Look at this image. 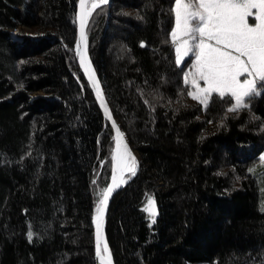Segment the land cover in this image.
I'll return each mask as SVG.
<instances>
[{"label": "trees", "instance_id": "16d2710c", "mask_svg": "<svg viewBox=\"0 0 264 264\" xmlns=\"http://www.w3.org/2000/svg\"><path fill=\"white\" fill-rule=\"evenodd\" d=\"M76 7L0 0V264H96L93 216L113 133L76 62ZM173 8L109 0L86 27L138 161L106 217L113 262L264 264V92L239 112L216 93L207 108L187 96Z\"/></svg>", "mask_w": 264, "mask_h": 264}, {"label": "snow or ice", "instance_id": "6c2138e0", "mask_svg": "<svg viewBox=\"0 0 264 264\" xmlns=\"http://www.w3.org/2000/svg\"><path fill=\"white\" fill-rule=\"evenodd\" d=\"M108 2L79 0V39L75 47L79 62L116 132L112 182L98 194L95 206V244L100 264H113L112 250L104 233L109 198L115 188L126 182L124 174L134 176L138 168L124 133L106 105L88 54L86 26L89 17L96 8ZM173 11L175 23L170 35L175 46V63L180 65L185 63V57L194 56L190 70L183 74L184 84L191 86L186 95L205 108L213 93L227 98L229 112L249 108L250 98L264 92V0H174ZM184 91L182 89V94ZM260 159L264 161V153ZM146 211L155 224L158 215L155 198H149ZM27 235L31 240L37 233L30 228Z\"/></svg>", "mask_w": 264, "mask_h": 264}, {"label": "water", "instance_id": "95a60500", "mask_svg": "<svg viewBox=\"0 0 264 264\" xmlns=\"http://www.w3.org/2000/svg\"><path fill=\"white\" fill-rule=\"evenodd\" d=\"M78 14H79V0H77V7H76V36H75V47H76V41L79 39V20H78ZM86 27H87V26H86ZM74 51H75V49H74ZM75 58H76L77 65H78V67H79V69H80V71H81V73H82L84 79L86 80V82H87V84H88V86H89V88H90V90H91L93 96L95 97V99H96V101H97V103H98V105H99V107H100V109H101V111H102V113H103L105 119L107 120V122L109 123V125H110V127H111V129H112V133H113V147H112V154H113V152H114V150H115V143H116V141H115V137H116L115 129L112 127V122H111V120L108 119V117L106 116L105 111H104V106H102V104H101V102H100V99H99V97H98L97 94H96V90L92 87L91 81L88 80L87 73L84 72L83 66H82V65L80 64V62H79V57H78L76 51H75ZM92 67H93V66H92ZM95 75H96V74H95ZM96 77H97V76H96ZM97 79H98V78H97ZM98 81H99V80H98ZM99 83H100V81H99ZM100 86H101V89L103 90V95H104L105 100H106V105H107V107L110 109L113 118L117 121V125L119 126V128L121 129V131L124 133V140L127 142L128 146H129V148H130V150L132 151V149H131V147H130V145H129V142H128V140H127V137H126V135H125V132L123 131L121 125L119 124L118 120L115 118V116H114V114H113V112H112V109H111V106H110V104H109L108 98H107V96H106V94H105V91H104V89H103L101 83H100ZM132 153H133V151H132ZM112 154H111V169H110V176H109L108 183H107L106 187H107L108 185H110L111 182H112V181H111V177H112V173H113ZM133 155H134V153H133ZM123 185H124V183H121L117 188H115L114 191L112 192L110 198H109L108 208H107V211H106V214H105V222H106V217H107V214H108V211H109V208H110L111 202H112V200H113L115 194H116V193H117V192L123 187ZM94 216H95V213H94ZM94 216H93V246H94V254H95V263H96V264H100L99 258H98L97 255H96ZM104 233H105V224H104ZM113 264H114V262H113Z\"/></svg>", "mask_w": 264, "mask_h": 264}, {"label": "rangeland", "instance_id": "374dc122", "mask_svg": "<svg viewBox=\"0 0 264 264\" xmlns=\"http://www.w3.org/2000/svg\"><path fill=\"white\" fill-rule=\"evenodd\" d=\"M102 6V5H101ZM100 7V6H99ZM251 19H254V18H251ZM174 27V26H173ZM171 36V35H170ZM174 45V44H173ZM174 48H175V46H174ZM189 59V61H190V67H191V64H192V61L194 60V56H192L191 54L188 56V57H185V60H188ZM201 83H203V82H201ZM134 156H135V154H134ZM136 157V156H135ZM137 159V158H136Z\"/></svg>", "mask_w": 264, "mask_h": 264}, {"label": "bare ground", "instance_id": "6f19581e", "mask_svg": "<svg viewBox=\"0 0 264 264\" xmlns=\"http://www.w3.org/2000/svg\"><path fill=\"white\" fill-rule=\"evenodd\" d=\"M129 147V146H128ZM127 174V172L124 174V175H126Z\"/></svg>", "mask_w": 264, "mask_h": 264}]
</instances>
